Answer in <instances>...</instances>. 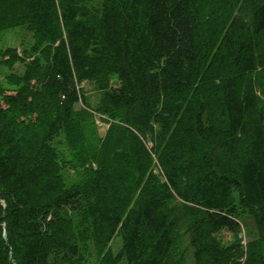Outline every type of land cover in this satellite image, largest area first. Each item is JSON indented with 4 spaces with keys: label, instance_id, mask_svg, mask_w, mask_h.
Masks as SVG:
<instances>
[{
    "label": "trees",
    "instance_id": "16d2710c",
    "mask_svg": "<svg viewBox=\"0 0 264 264\" xmlns=\"http://www.w3.org/2000/svg\"><path fill=\"white\" fill-rule=\"evenodd\" d=\"M12 24L34 40L0 86V264H82L87 242L94 264H178L184 216L194 264H264V0H0ZM94 115L108 137L75 181L52 142L85 152Z\"/></svg>",
    "mask_w": 264,
    "mask_h": 264
},
{
    "label": "rangeland",
    "instance_id": "374dc122",
    "mask_svg": "<svg viewBox=\"0 0 264 264\" xmlns=\"http://www.w3.org/2000/svg\"><path fill=\"white\" fill-rule=\"evenodd\" d=\"M33 33L25 24H12L4 28H0V86L5 89H11L14 87L12 76L19 75L23 72L24 64L22 61H10L7 56L8 49H14L16 53L22 55L24 49H29L33 43ZM255 82L258 88L263 93L264 90V69L259 70L255 75ZM110 83L114 86L117 85L115 77L112 76ZM81 89L92 107L101 103L102 91L99 89L97 83L83 82ZM264 100V95H262ZM109 121L106 118H102L99 115H94L90 125L87 127V136L84 141V149H80L77 154H73L72 148L67 144L64 136L58 140L52 142V148L55 150L57 159V165L60 166L63 174L69 175L72 180H84L87 177V170L94 169L96 164L94 163L95 153H100V147L102 146L109 133ZM88 150V151H87ZM154 162L156 160L154 159ZM78 165L77 168L75 166ZM159 173V172H158ZM162 177V176H161ZM163 178V177H162ZM168 207L172 212H180L185 206L177 197H174L168 204ZM185 217V216H184ZM181 218L178 226L173 232L174 246L173 256L178 264H194L192 248L189 244L188 233V220L187 218ZM248 228L251 227L252 221L248 219ZM223 242L229 243L232 241V235L226 230L220 234ZM243 240L247 239V236H242ZM85 238V235H83ZM88 246L84 248L82 252V264H94V255L97 249L94 248L89 242ZM112 253L116 254L121 249V238L115 236L107 246ZM123 264V263H121Z\"/></svg>",
    "mask_w": 264,
    "mask_h": 264
}]
</instances>
